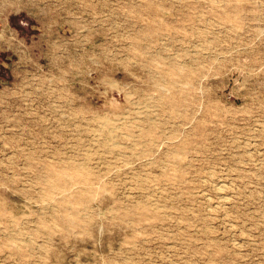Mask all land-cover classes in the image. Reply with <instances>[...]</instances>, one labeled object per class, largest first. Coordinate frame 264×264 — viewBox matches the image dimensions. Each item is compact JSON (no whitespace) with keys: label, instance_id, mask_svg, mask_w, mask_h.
Wrapping results in <instances>:
<instances>
[{"label":"rangeland","instance_id":"obj_1","mask_svg":"<svg viewBox=\"0 0 264 264\" xmlns=\"http://www.w3.org/2000/svg\"><path fill=\"white\" fill-rule=\"evenodd\" d=\"M0 264H264V0H0Z\"/></svg>","mask_w":264,"mask_h":264},{"label":"bare ground","instance_id":"obj_2","mask_svg":"<svg viewBox=\"0 0 264 264\" xmlns=\"http://www.w3.org/2000/svg\"><path fill=\"white\" fill-rule=\"evenodd\" d=\"M111 131V130H110ZM115 138V137H114ZM223 188V187H222Z\"/></svg>","mask_w":264,"mask_h":264}]
</instances>
